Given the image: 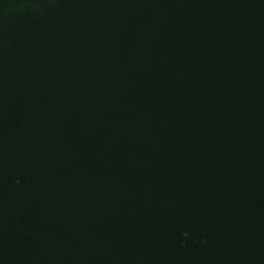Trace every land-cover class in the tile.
<instances>
[{
  "label": "water",
  "instance_id": "obj_1",
  "mask_svg": "<svg viewBox=\"0 0 264 264\" xmlns=\"http://www.w3.org/2000/svg\"><path fill=\"white\" fill-rule=\"evenodd\" d=\"M0 264H264V0H0Z\"/></svg>",
  "mask_w": 264,
  "mask_h": 264
}]
</instances>
